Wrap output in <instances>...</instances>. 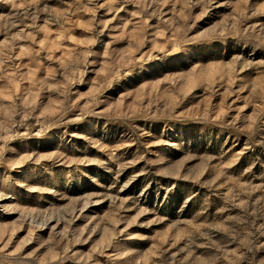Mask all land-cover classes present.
<instances>
[{
	"label": "rangeland",
	"instance_id": "obj_1",
	"mask_svg": "<svg viewBox=\"0 0 264 264\" xmlns=\"http://www.w3.org/2000/svg\"><path fill=\"white\" fill-rule=\"evenodd\" d=\"M0 264H264V0H0Z\"/></svg>",
	"mask_w": 264,
	"mask_h": 264
}]
</instances>
